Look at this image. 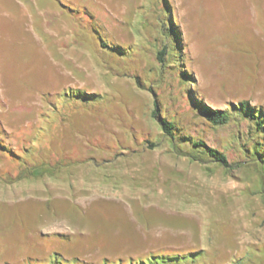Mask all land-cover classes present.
Listing matches in <instances>:
<instances>
[{"label": "rangeland", "instance_id": "374dc122", "mask_svg": "<svg viewBox=\"0 0 264 264\" xmlns=\"http://www.w3.org/2000/svg\"><path fill=\"white\" fill-rule=\"evenodd\" d=\"M59 1L79 10L92 46L75 49L80 69L42 104L6 105L0 95L11 117L0 119V264H59L56 251L65 263L169 254L170 264H264V130L237 111L215 124L192 103L247 100L264 111V0ZM169 13L184 41L177 53ZM22 17L19 35L0 34V57L8 89L32 93L55 58ZM90 24L122 51H105ZM77 89L92 101L60 95ZM155 98L179 128V153L152 116ZM193 141L222 151L228 166Z\"/></svg>", "mask_w": 264, "mask_h": 264}, {"label": "crops", "instance_id": "0c3cea01", "mask_svg": "<svg viewBox=\"0 0 264 264\" xmlns=\"http://www.w3.org/2000/svg\"><path fill=\"white\" fill-rule=\"evenodd\" d=\"M19 15L23 16L25 33L39 42L38 48L43 56L55 59L53 65L46 69L44 80L35 86L32 93L24 87L13 93L6 84L11 79L4 77L9 68L8 63L4 64L0 57V95L6 105L42 104L45 93L56 90L60 84L75 77L80 66L74 59V51L85 47V43L92 46V36L86 34L87 31L82 35L80 18L68 11L59 0H0V34L19 35L21 31L13 27L14 19ZM28 47L27 51L33 55L32 51L37 46L32 44ZM0 117L9 126L11 117L7 111L0 110Z\"/></svg>", "mask_w": 264, "mask_h": 264}, {"label": "trees", "instance_id": "16d2710c", "mask_svg": "<svg viewBox=\"0 0 264 264\" xmlns=\"http://www.w3.org/2000/svg\"><path fill=\"white\" fill-rule=\"evenodd\" d=\"M162 1L167 2V4H169L168 0H162ZM82 7L85 11L86 10H87V12L89 11V9L87 7H85V6H82ZM68 9L74 15H77L79 12V10L76 8H70L69 7ZM87 15L90 16L91 20H93V16L91 13L88 12ZM169 15H170V17L168 19V21H169L168 22V37L172 41L171 43H172L173 50L174 51H176V50L181 51L184 48V41L182 38V32H181V29L179 27L177 18L170 13H169ZM91 28H92V25L90 24V29L87 28L90 33H92ZM93 33L96 34L94 29H93ZM96 39H98L97 41H99L100 46L102 48H104L105 51H108L110 53L113 51H116V52L122 51V48L120 45H111V44L107 43L105 41V38L100 36V35L99 36L97 35ZM177 51H176V53H177ZM157 54H158V57H157L158 60L160 62H164L166 59L165 55L167 54L166 49L159 50ZM186 74L188 76L190 75L188 73H186ZM189 94H192L191 90H189ZM60 95L66 97V98H71V99L76 98L77 100H80L82 103L92 101V93H88L87 91H82L81 89H77L76 91H74L73 94H71V92H64L62 94L60 93ZM50 96H51V94L49 92L44 94L45 98H49ZM192 103L198 109H200L202 114H204V116L208 120H210L211 122H213L215 124H225V123L229 122V120L232 116V112L237 111L242 116H246V117H249L250 119H252L253 122L255 123V125L259 129L264 130V111L260 110V111L255 112V109L250 106V103L247 100L240 101L237 105L232 104L231 109L213 108V107L205 104L202 99H199L195 95H194V97H192ZM152 116L159 121V124L161 126L163 133L171 139L174 151L179 153V151L177 149V145H179L178 143L181 142L179 140L182 139V137L180 135H178V133H177L179 128H178L175 121L170 120L167 117H164L161 115L160 102L158 101L157 98L154 99V108L152 110ZM1 126L2 127H1L0 134L7 136L8 131L4 127L3 123ZM185 138H187V137H185ZM0 140H1V137H0ZM193 142L195 145L202 147L205 150V152H207L211 157L214 158L215 161H217V162H219L225 166H228V159L222 151L218 150L217 148L211 147L202 141H193ZM30 144H31V140H30ZM201 152H203V151H201ZM259 155H260L259 160L261 162H264V152L259 153ZM42 159H44V158H42ZM55 159L58 161H61V159H63V158L62 157L61 158L56 157ZM67 159H68V161H71V160L76 159V158H74V157L72 158V156H68ZM90 159L92 160V158H90ZM48 161H50V160H48ZM26 170H29V169H26ZM22 173H23V175H21ZM18 175H19V177H21V176L24 177V176H27V173H26V171L23 172V170H18L17 176ZM196 252L197 251H195L193 253H196ZM193 253H190V254H193ZM55 255L57 258V262L59 264H85L83 262L74 263V262H68V261H66V263H65L64 262L65 257L59 251H56ZM160 256H162V257H160ZM172 256L173 255H169V254L151 255L149 259L141 258L137 261H133V259H131L129 264H154V263H158L159 261H161L162 263H165V264H170V263L176 261V259H167L170 257L176 258V257H174V256L172 257ZM177 256L180 258L185 257L184 254H178ZM54 259H55V257H54ZM105 264H125V263H123L122 260L119 259L118 263L112 262V263H105Z\"/></svg>", "mask_w": 264, "mask_h": 264}]
</instances>
